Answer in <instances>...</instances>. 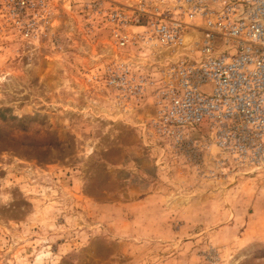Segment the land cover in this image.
Here are the masks:
<instances>
[{
    "label": "rangeland",
    "instance_id": "obj_1",
    "mask_svg": "<svg viewBox=\"0 0 264 264\" xmlns=\"http://www.w3.org/2000/svg\"><path fill=\"white\" fill-rule=\"evenodd\" d=\"M77 9L63 51L0 21V264H264V169L161 156L145 109L85 81Z\"/></svg>",
    "mask_w": 264,
    "mask_h": 264
},
{
    "label": "built area",
    "instance_id": "obj_2",
    "mask_svg": "<svg viewBox=\"0 0 264 264\" xmlns=\"http://www.w3.org/2000/svg\"><path fill=\"white\" fill-rule=\"evenodd\" d=\"M71 8L103 51L85 81L125 112L145 109L139 125L161 156L264 169V0H0V21L23 44L63 51Z\"/></svg>",
    "mask_w": 264,
    "mask_h": 264
},
{
    "label": "bare ground",
    "instance_id": "obj_3",
    "mask_svg": "<svg viewBox=\"0 0 264 264\" xmlns=\"http://www.w3.org/2000/svg\"><path fill=\"white\" fill-rule=\"evenodd\" d=\"M165 55H166V53H165ZM173 57V56H172Z\"/></svg>",
    "mask_w": 264,
    "mask_h": 264
}]
</instances>
